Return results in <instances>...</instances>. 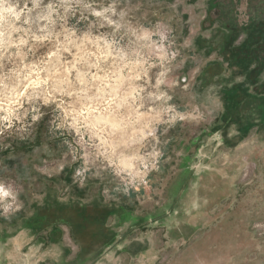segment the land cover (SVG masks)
<instances>
[{
  "label": "rangeland",
  "instance_id": "374dc122",
  "mask_svg": "<svg viewBox=\"0 0 264 264\" xmlns=\"http://www.w3.org/2000/svg\"><path fill=\"white\" fill-rule=\"evenodd\" d=\"M195 3L0 0V264H264V84L197 95Z\"/></svg>",
  "mask_w": 264,
  "mask_h": 264
},
{
  "label": "crops",
  "instance_id": "0c3cea01",
  "mask_svg": "<svg viewBox=\"0 0 264 264\" xmlns=\"http://www.w3.org/2000/svg\"><path fill=\"white\" fill-rule=\"evenodd\" d=\"M203 2L204 0H197V4L195 3L198 9L196 8V28L191 29V32L195 33L191 40V48L194 49V55L198 61L202 54L210 55L213 53L214 56L213 59L203 61L205 65L203 69H197L198 74L196 77L194 76L192 86L197 89L198 96L212 97L211 100L216 107L214 110L221 113L224 109L228 111L239 110L244 106L241 96L246 95L247 89L250 90L253 85L254 88L259 87L261 89L264 84L261 81L264 79V70L257 72L259 66L264 65V0H256L255 2L254 0H232L234 9L227 14L229 16L234 14L237 24L231 21L223 23L222 16L226 15L224 10L209 8V0H206V7L199 8L203 6ZM234 47L238 48V52H235ZM227 50L233 57L232 60L226 58L228 56L224 52ZM187 62L191 63V61ZM230 63L238 64L242 68L240 72L235 73L228 68ZM207 69L213 70L210 75L207 74ZM201 70L206 71V74L200 73ZM229 92H231V96L227 98ZM255 95V101H259L257 108L262 109L264 107V95L259 93V89ZM220 129L221 127L217 126L220 136H216L218 139L215 138L217 143L221 141L224 143L229 138L222 137L221 133L223 132ZM237 132H241V127L237 128ZM206 135L213 138L214 134L211 135V132H208ZM59 230L60 228L57 231ZM18 231H21L20 236L29 238L31 241L37 235V232L30 228H21ZM52 232L55 231L52 230ZM14 233L18 232L15 231ZM71 235L68 233V238L73 240Z\"/></svg>",
  "mask_w": 264,
  "mask_h": 264
},
{
  "label": "trees",
  "instance_id": "16d2710c",
  "mask_svg": "<svg viewBox=\"0 0 264 264\" xmlns=\"http://www.w3.org/2000/svg\"><path fill=\"white\" fill-rule=\"evenodd\" d=\"M264 68V65H260L259 66V68H258V70H257V72H260L262 69ZM256 72V73H257ZM103 207H105L106 208V206H103ZM32 217H30V219L28 218V219H26L25 220V222H27V223H29V226H31L30 227V229H33V230H35L36 232L38 231V222H39V219H40V217L38 216V213H35V215H33V218L31 219ZM43 219H44V217H42ZM33 221V222H32ZM104 220L103 219H101V224H102V228L104 227V225H103V222ZM31 222V223H30ZM56 222V221H55ZM61 222H63V223H66V224H68V225H70L71 226V224L68 222L67 223V221H61ZM34 224H35V227H34ZM56 224L57 223H55V224H53V231H57L58 230V228H57V226H56ZM74 227H75V231H79L80 229H81V227L79 226V225H73ZM29 228V227H28ZM109 230H107V233L106 232H104V233H101L100 234V243H99V247L97 248V250H96V252H94V253H92V254H90V255H87L86 257H84V253L83 252H80L78 255H77V257H76V259H78V260H85V259H88V258H93L94 256H96L99 252H100V250L101 249H103L104 247H106V246H108V245H110V244H112L113 243V241H114V234H111L110 232H108ZM103 232V231H102ZM71 234L73 235L74 233L73 232H71ZM111 234V235H110ZM83 257V258H82Z\"/></svg>",
  "mask_w": 264,
  "mask_h": 264
},
{
  "label": "bare ground",
  "instance_id": "6f19581e",
  "mask_svg": "<svg viewBox=\"0 0 264 264\" xmlns=\"http://www.w3.org/2000/svg\"><path fill=\"white\" fill-rule=\"evenodd\" d=\"M99 118H101V117H99ZM101 119H102V118H101ZM103 119L109 121V122L112 123V124H116V121H115V119H114L113 116H109V115H108L107 117H104Z\"/></svg>",
  "mask_w": 264,
  "mask_h": 264
}]
</instances>
